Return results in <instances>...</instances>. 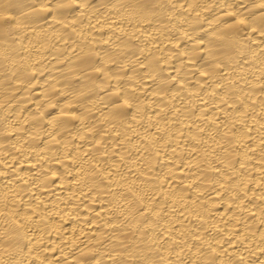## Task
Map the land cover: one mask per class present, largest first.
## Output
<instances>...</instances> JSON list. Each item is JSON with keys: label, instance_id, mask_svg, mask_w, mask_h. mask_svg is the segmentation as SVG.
<instances>
[{"label": "bare ground", "instance_id": "6f19581e", "mask_svg": "<svg viewBox=\"0 0 264 264\" xmlns=\"http://www.w3.org/2000/svg\"><path fill=\"white\" fill-rule=\"evenodd\" d=\"M0 264H264V0H0Z\"/></svg>", "mask_w": 264, "mask_h": 264}]
</instances>
